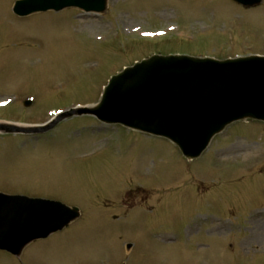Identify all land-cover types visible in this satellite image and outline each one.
<instances>
[{
    "label": "rangeland",
    "instance_id": "rangeland-1",
    "mask_svg": "<svg viewBox=\"0 0 264 264\" xmlns=\"http://www.w3.org/2000/svg\"><path fill=\"white\" fill-rule=\"evenodd\" d=\"M17 1L0 0V101H12L0 119L22 125L96 105L118 70L155 52L264 56V3L108 0L104 14L20 18ZM25 94L36 104L23 106ZM0 191L82 213L20 257L0 250V264H264V122L232 124L193 162L92 115L34 139L0 134Z\"/></svg>",
    "mask_w": 264,
    "mask_h": 264
},
{
    "label": "water",
    "instance_id": "water-1",
    "mask_svg": "<svg viewBox=\"0 0 264 264\" xmlns=\"http://www.w3.org/2000/svg\"><path fill=\"white\" fill-rule=\"evenodd\" d=\"M247 6L261 0H236ZM76 6L103 11L106 0H24L16 12L26 15ZM91 113L107 123L162 136L188 159L199 157L212 139L235 121H264V57L216 60L189 56H153L113 77L103 100ZM36 129L0 126L7 132ZM79 216L77 208L46 200L0 193V248L20 255L31 241L63 229Z\"/></svg>",
    "mask_w": 264,
    "mask_h": 264
}]
</instances>
